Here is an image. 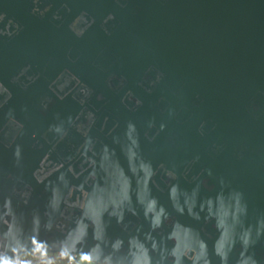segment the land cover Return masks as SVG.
Returning a JSON list of instances; mask_svg holds the SVG:
<instances>
[{
  "label": "water",
  "instance_id": "obj_1",
  "mask_svg": "<svg viewBox=\"0 0 264 264\" xmlns=\"http://www.w3.org/2000/svg\"><path fill=\"white\" fill-rule=\"evenodd\" d=\"M117 243L264 264V0H0V255Z\"/></svg>",
  "mask_w": 264,
  "mask_h": 264
},
{
  "label": "clouds",
  "instance_id": "obj_2",
  "mask_svg": "<svg viewBox=\"0 0 264 264\" xmlns=\"http://www.w3.org/2000/svg\"><path fill=\"white\" fill-rule=\"evenodd\" d=\"M143 170L145 171V176L147 178V176H149L151 173L147 168H144ZM153 207H154V202L149 203L146 211L151 212ZM158 219L159 217L157 216L156 221H154V223H158ZM77 231L80 232L81 235H83L84 227L79 226ZM241 239L243 245L246 248L249 244L248 233L245 232ZM231 246H232V242L230 238L225 239L223 236H221V239L217 242L215 246V252L216 255H218L221 258L222 262L226 260L227 252L228 250L231 249ZM153 248H155V245H153ZM118 249H119V244L117 243L113 245L112 252L104 253L101 252L99 248H97L94 249L90 255H87L85 257L89 261V264H114L112 253L116 252ZM140 251L142 253L143 264H149L147 251L144 249V247H141ZM171 256L174 257L173 264H181V254L178 251L173 250L171 252ZM205 257H206V247L203 243H201L199 246V252L195 254L194 257H192L191 259L193 260V264H199L200 261H203V264H208V261ZM0 264H14V262L11 259H9L7 256L0 255ZM21 264H28V262L24 261L21 262ZM240 264H255V262L251 261V259L248 258V259H241Z\"/></svg>",
  "mask_w": 264,
  "mask_h": 264
},
{
  "label": "flooded vegetation",
  "instance_id": "obj_3",
  "mask_svg": "<svg viewBox=\"0 0 264 264\" xmlns=\"http://www.w3.org/2000/svg\"><path fill=\"white\" fill-rule=\"evenodd\" d=\"M27 261L28 264H69V260L65 257H22L14 261V264H21V262ZM73 263V262H72ZM74 264H84L83 261L77 260Z\"/></svg>",
  "mask_w": 264,
  "mask_h": 264
},
{
  "label": "built area",
  "instance_id": "obj_4",
  "mask_svg": "<svg viewBox=\"0 0 264 264\" xmlns=\"http://www.w3.org/2000/svg\"><path fill=\"white\" fill-rule=\"evenodd\" d=\"M70 261H72V260L70 259ZM69 264H71V262Z\"/></svg>",
  "mask_w": 264,
  "mask_h": 264
}]
</instances>
